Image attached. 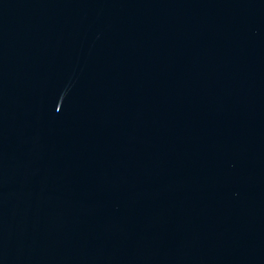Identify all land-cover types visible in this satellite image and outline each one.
Segmentation results:
<instances>
[{
    "label": "water",
    "instance_id": "95a60500",
    "mask_svg": "<svg viewBox=\"0 0 264 264\" xmlns=\"http://www.w3.org/2000/svg\"><path fill=\"white\" fill-rule=\"evenodd\" d=\"M0 264H264V0H0Z\"/></svg>",
    "mask_w": 264,
    "mask_h": 264
}]
</instances>
